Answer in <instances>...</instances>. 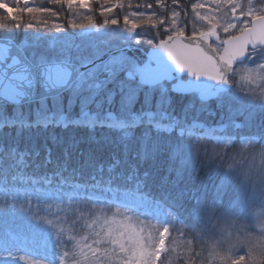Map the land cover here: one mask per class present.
Segmentation results:
<instances>
[{
    "label": "snow or ice",
    "instance_id": "6c2138e0",
    "mask_svg": "<svg viewBox=\"0 0 264 264\" xmlns=\"http://www.w3.org/2000/svg\"><path fill=\"white\" fill-rule=\"evenodd\" d=\"M48 2L87 23L70 19L79 31L68 32L51 19L59 13L36 0H0L13 27L25 29L17 40L0 23L8 33L0 37V264H158L170 222L182 224L183 214L169 211L179 205L146 190L147 173L141 177L134 161L173 142L184 164L198 156L204 139L218 145L235 137L240 143L264 139V121L253 124L264 114V8H254L252 0H197L189 21L179 0H172L171 9L156 0L160 12L133 11L123 16V28L110 29L120 21L107 16L132 8V0H104L110 6H101V24L84 15L92 11V0ZM23 14L30 17L27 23ZM113 37L119 45L100 48ZM142 44L149 49L134 47ZM213 99L229 112L237 105L243 123L206 127L196 116L189 119L190 110L203 113ZM49 127L70 130L66 141L52 137L62 149L54 160L47 144L41 157L33 136V129ZM78 129L87 130L80 139ZM243 129L249 134L241 136ZM82 143L88 147L73 165ZM189 195L188 217L198 221L207 212L208 188ZM179 247L167 250L161 264H172L174 253L179 258Z\"/></svg>",
    "mask_w": 264,
    "mask_h": 264
},
{
    "label": "trees",
    "instance_id": "16d2710c",
    "mask_svg": "<svg viewBox=\"0 0 264 264\" xmlns=\"http://www.w3.org/2000/svg\"><path fill=\"white\" fill-rule=\"evenodd\" d=\"M257 1L258 4H263L264 0H252ZM125 4H127V0H124ZM169 9H171L172 0H165ZM194 0H179L180 7H183L187 12V19L191 21L193 17V13L191 12V4L194 3ZM142 3H152L153 9H146L147 11H157L161 10L157 6L156 0H132L133 7L128 8L125 7L123 9L116 8L114 12L107 16L108 19L117 18L120 23L119 25H110V29H121L123 28V16L125 14L131 13L134 11V7L137 4ZM246 3V2H245ZM109 6L105 5L104 0H98L94 4H92V11L84 12V15H92L97 24L103 23V20L106 18L105 16H101L99 11L101 6ZM42 7H49L54 9L59 13L58 19L53 17L52 20L56 22L64 24L65 28L68 32L79 31V29H72L68 24L70 19L76 18L77 23H87V20L82 19L80 17H76L74 13L70 12L66 6L61 7L60 5H54L51 3L44 4ZM178 7L176 10H180ZM142 9V8H141ZM182 19L185 18V12H181ZM131 18V17H130ZM30 17L27 14H23L22 21L23 23H27ZM0 23L8 24L9 27L12 28V31L16 34L17 40L23 38V33L25 31L23 25L21 28L16 29L13 27L12 21L8 20L6 13L0 9ZM191 24L189 23V28L187 31L190 32ZM30 31V30H29ZM137 31H140L138 29ZM8 35L6 30L0 29V37ZM154 35V34H152ZM164 38V36L162 37ZM120 41L117 38H109V43L104 45V48L115 45H119ZM122 46V45H121ZM103 48V49H104ZM220 117L224 115V113L218 112ZM236 119H241L240 114L234 116ZM254 118L258 120L255 125L260 124L261 121H264V114H257ZM42 130V129H41ZM36 131V130H35ZM47 132H43L45 138L43 140L42 137L38 140V150L41 152V157L45 156L46 153L44 151L43 146L47 144V147L52 149V159L54 160L62 151L59 143H54L52 137L55 136L57 142L63 140L66 141L69 135L70 130H63L61 128H48L44 130ZM86 131L84 129H78L76 131L77 139H80L81 136L86 135ZM100 131L96 130V139H100ZM107 131V130H104ZM248 133V131L246 132ZM249 134V133H248ZM173 136V135H172ZM167 138V134H165ZM262 140V139H261ZM173 144H175L173 142ZM208 145L202 149V153H199L197 159L191 167H186L184 169L179 168L178 161H173L169 158V155L163 150V146L151 157L143 160V161H134L138 163V172L141 177H145V173L147 176L145 177L146 190L150 191L152 195H157V193L164 192L169 196V201L174 202L176 205H179V208H171L175 213L180 217L183 214V223L186 225L187 233L181 236L175 234L169 241V250L175 245L179 244L180 247L177 249L178 252L181 253L179 258L176 257L174 253L171 259L172 264H181L185 260V256L189 250H196V236L199 234H205L208 230L209 232V217L208 213L210 211L216 210V214H223L229 216L231 214L232 223H234L237 228L234 230H230L228 234H221L222 239L227 240L229 243L233 241V238L240 234L239 228L241 225L247 226L251 231H255V225L258 222L264 221V185L261 183L250 184L247 186L245 184L244 187L241 186L240 176L243 171H234L231 166H237L238 164L235 162L233 164V157L226 159L225 156H219L218 153L213 150L211 143H207ZM172 145V144H171ZM95 147V144L92 145ZM88 145L86 143H82L78 146L77 151L73 154L71 159V164H75L78 159V153L82 152L87 148ZM235 146H232L233 149ZM219 147H217L218 149ZM236 151L232 152L234 155ZM230 154V153H228ZM231 155V154H230ZM240 157V153L237 155ZM232 160V163L230 162ZM174 163H173V162ZM227 167L225 169V166ZM228 165H230V169H228ZM219 170V172L217 171ZM231 172H230V171ZM221 173L227 174V181L224 180V177ZM202 185H206L208 188V196L209 198L203 201L204 206L207 208V212H205L202 218L198 221L192 220L188 217L186 209H190L192 206V202H190L189 198L185 195L184 190L194 191L201 189ZM217 190L219 191V196H215ZM249 203V204H248ZM214 212V211H213ZM258 213V215H257ZM228 226V225H227ZM232 226V224H231ZM229 227V226H228ZM225 231V230H222ZM208 240V239H207ZM185 241V243H184ZM203 241V240H202ZM208 242V241H207ZM213 242L212 248L207 247L204 243L203 250L207 253L213 255L214 249H219L223 247H215V240H211ZM184 244V245H183ZM242 251V249L240 250ZM244 256L239 257V261L244 260ZM181 259H183L181 261ZM219 259L220 264H222V258L212 257V259L203 258L201 261H196L197 264H213V261ZM239 261L234 262V264H239Z\"/></svg>",
    "mask_w": 264,
    "mask_h": 264
},
{
    "label": "rangeland",
    "instance_id": "374dc122",
    "mask_svg": "<svg viewBox=\"0 0 264 264\" xmlns=\"http://www.w3.org/2000/svg\"><path fill=\"white\" fill-rule=\"evenodd\" d=\"M96 1H98V0H92L90 6H92V4H94ZM194 1L197 2V0H194ZM9 2L14 3V0H9ZM36 2H37V4H39V6H43L44 4L49 3L48 0H44V2L42 4L40 3V0H36ZM244 2L247 3V0H244ZM252 4H253V7L256 9L264 8V3L258 4L257 1H252ZM19 6L23 7L24 5L21 3ZM134 8H135L134 11H147L146 9H143V8L142 9L141 8L138 9L136 7H134ZM148 12H151V11H148ZM99 14H100V11H99ZM152 34H154V31H149L148 35L151 36ZM163 36H164L163 30L161 29L160 38H162ZM136 47L148 50L150 46L142 44V45H138ZM100 48L103 49L104 44H101ZM104 50H111V48L110 47H108V49L104 48ZM88 51L90 52L91 49H89ZM127 54L132 55L130 53H127ZM186 101H187V98H185V103H186ZM63 103L66 107L67 103H68L67 97L64 98ZM236 107H238V106L233 105L232 106L233 111L229 112L227 104H225V106L223 108H219V107H217V102L214 101V102L208 103V110L203 112V113H196L195 111L190 110L189 119H191L192 116H196L197 122L205 124L206 127H219L222 124H228L232 121L243 123L244 116L241 117V119H236L234 117L235 115H238V113L235 112ZM72 111H73V113H76L79 111L78 103L73 107ZM218 112L224 113V115L222 117H220ZM256 122H258V120L256 118H254L253 124L255 125ZM35 130L36 129H33V136H34L36 147L38 148L37 144H38L39 138L42 137L44 140L45 135L43 134V132H47V131H44V130H36L35 131ZM247 131H248L247 129L240 130V135L241 136L247 135L248 134V133H246ZM13 134H14V130H13ZM176 135H177V133H175V132L173 134H171L172 137H175ZM24 136H27V132L24 133ZM167 136H169V134H167ZM26 143H27V141H25L24 139L21 140V142H20L21 149H23L25 147ZM201 143L204 147L208 145L207 143H211L213 145H216V147H219V148L222 147V149H223L222 151L215 150V152L218 153L219 156L220 155L222 157L225 156L226 159L230 158V156L233 157V164H235V162H236L238 165L237 166L236 165L231 166V168L234 171H243V173L240 176H238V178L240 179L242 187H244L245 184L247 186H249L250 184L255 185L256 183H261V185H264V139H262V140L257 139L255 141H249L247 143H240L239 137H235L232 143L226 144V145H218L217 141L213 140V139H204L201 141ZM232 146H235V147L232 149L231 148ZM204 147L202 149H204ZM163 150H165V152L169 155V158L171 160L178 161L179 168H181V169H184L186 167H191L194 164V162H196L195 160L197 159V157H196L194 160H189V161H186L184 164H181L180 161L183 157L180 155V153H178L176 151V144H172V145L165 144L163 146ZM233 151H236V153L234 155H232ZM199 153H202L201 149H199L198 154ZM228 153H230L231 155ZM239 153H240V157H237V155ZM230 162L232 163V160ZM226 168L227 167L225 166V169ZM228 169H230V165H228ZM184 192H185V195L189 198L190 202H192L190 195H189V193L192 191L184 190ZM169 196H171V195H169ZM169 196L167 194H165L164 192H160V193H157V195H153L154 198L160 199V200H163V199L170 200ZM169 211H172L175 213V211H173L172 209H169ZM213 211H210L208 213L209 232L207 230V232L205 234L197 235L196 241H195V243H197L196 250H194V249L189 250V252H187V254L185 256L186 258L184 260L191 261V264H197L196 261L198 260V262H199L203 258L212 259L213 255L207 253V247L210 246L212 248V246H213V242H210V241L214 239L216 248L217 247H223L224 248L227 245H229L230 243L227 240L222 239L223 236L221 234H228L230 232V230H234L237 228L236 226H234L235 224L232 223L231 214H229V216H226L223 214L218 215V214H216V210H213ZM257 215H258V213H257ZM231 224H232V226H231ZM169 227H170V232H169V236L166 240V252L162 253L161 261L158 262V264H161V262L164 260L165 256L168 255L167 250H169V241L172 238V236L177 234V235L181 236L180 239H182L183 235L187 233L186 225H184V223L176 224L175 222H170ZM180 229L183 230V235L181 234ZM222 230H225V231H222ZM234 238H233V240H234ZM204 243H207V244H205L207 246L206 252H204V250L202 249ZM181 264H185V261Z\"/></svg>",
    "mask_w": 264,
    "mask_h": 264
},
{
    "label": "clouds",
    "instance_id": "9594fccd",
    "mask_svg": "<svg viewBox=\"0 0 264 264\" xmlns=\"http://www.w3.org/2000/svg\"><path fill=\"white\" fill-rule=\"evenodd\" d=\"M199 148L198 145L197 151ZM212 148L218 151L223 150L222 147L217 149L216 145H212ZM255 228V231H251L247 226L241 225L240 234L226 247L214 249L213 256L222 257V264H234L239 261L240 256L245 258L239 261V264H264V221L258 222ZM185 264H191V261L185 260ZM213 264H220L219 259L213 261Z\"/></svg>",
    "mask_w": 264,
    "mask_h": 264
},
{
    "label": "water",
    "instance_id": "95a60500",
    "mask_svg": "<svg viewBox=\"0 0 264 264\" xmlns=\"http://www.w3.org/2000/svg\"><path fill=\"white\" fill-rule=\"evenodd\" d=\"M129 52H131V51H129ZM106 58H107V57H105L104 59H106ZM212 101H215V99H213V100H211V101H209V102H212ZM209 102H208V103H209Z\"/></svg>",
    "mask_w": 264,
    "mask_h": 264
}]
</instances>
